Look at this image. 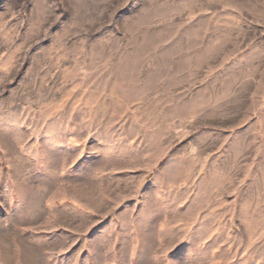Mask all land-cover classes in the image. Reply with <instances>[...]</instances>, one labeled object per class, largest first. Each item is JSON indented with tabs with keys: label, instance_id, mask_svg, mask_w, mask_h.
Instances as JSON below:
<instances>
[{
	"label": "rangeland",
	"instance_id": "rangeland-1",
	"mask_svg": "<svg viewBox=\"0 0 264 264\" xmlns=\"http://www.w3.org/2000/svg\"><path fill=\"white\" fill-rule=\"evenodd\" d=\"M0 264H264V0H0Z\"/></svg>",
	"mask_w": 264,
	"mask_h": 264
}]
</instances>
